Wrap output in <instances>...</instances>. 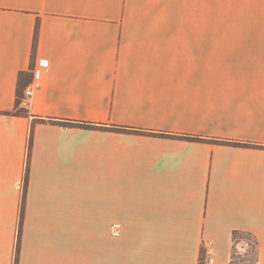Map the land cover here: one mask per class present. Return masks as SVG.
Here are the masks:
<instances>
[{
	"label": "crops",
	"instance_id": "crops-1",
	"mask_svg": "<svg viewBox=\"0 0 264 264\" xmlns=\"http://www.w3.org/2000/svg\"><path fill=\"white\" fill-rule=\"evenodd\" d=\"M235 232L264 264V0H0V264H231Z\"/></svg>",
	"mask_w": 264,
	"mask_h": 264
},
{
	"label": "trees",
	"instance_id": "trees-1",
	"mask_svg": "<svg viewBox=\"0 0 264 264\" xmlns=\"http://www.w3.org/2000/svg\"><path fill=\"white\" fill-rule=\"evenodd\" d=\"M37 40H38V27L36 28V34H35V40H34L35 44L37 43ZM22 101H23V99L18 96L17 100H16L15 109L12 112H8L7 114H13V115H16V116L29 117L30 116L29 110H27L25 107L21 106ZM38 121L39 122H45L47 120L35 119L33 121L31 134H30V141H29V146L30 147L32 145V140H33L34 126H35V123L38 122ZM48 121L53 122V123H57V124H60L62 126H66V127H82V128H101V129H104V127H99L97 125L79 123V122H73V121H60V120H48ZM112 129L119 130V128H112ZM162 136L171 137L169 135H162ZM182 138H185L187 140H192V141H208V142H213V143H218V144H226V143H228V142H222V141H217V140H205V139L193 138V137H182ZM228 144H231V145H234V146H250L248 144L232 143V142L228 143ZM27 180H28V170H27V173H26V180H25V186H24V197H25V193H26ZM23 208H24V204H23V207H22V217H23V210H24ZM240 239L246 240L248 244H253L254 254H255V262H254V264H257V250H258V246L257 245H258V243H257L256 239H254V237H252L249 234L240 233V232H235L234 233V252H233V259H232V263L231 264H234L236 246H237L238 241Z\"/></svg>",
	"mask_w": 264,
	"mask_h": 264
},
{
	"label": "built area",
	"instance_id": "built-area-1",
	"mask_svg": "<svg viewBox=\"0 0 264 264\" xmlns=\"http://www.w3.org/2000/svg\"><path fill=\"white\" fill-rule=\"evenodd\" d=\"M49 68V61L44 59L39 62L37 66L34 67L32 71L33 81L30 87L26 90L25 96L30 99L33 97L34 92L42 88L43 78L45 71ZM206 264H214V258H207Z\"/></svg>",
	"mask_w": 264,
	"mask_h": 264
},
{
	"label": "rangeland",
	"instance_id": "rangeland-1",
	"mask_svg": "<svg viewBox=\"0 0 264 264\" xmlns=\"http://www.w3.org/2000/svg\"><path fill=\"white\" fill-rule=\"evenodd\" d=\"M255 254L253 244L240 239L236 246L234 264H254Z\"/></svg>",
	"mask_w": 264,
	"mask_h": 264
}]
</instances>
